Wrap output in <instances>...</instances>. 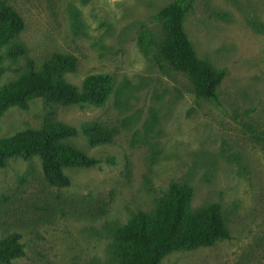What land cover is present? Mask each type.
<instances>
[{
	"label": "rangeland",
	"instance_id": "374dc122",
	"mask_svg": "<svg viewBox=\"0 0 264 264\" xmlns=\"http://www.w3.org/2000/svg\"><path fill=\"white\" fill-rule=\"evenodd\" d=\"M23 16L21 35L41 64L55 52L78 57L63 77H111L104 104L59 105L42 98L0 114V138L51 121L97 119L119 129L92 146L99 159L65 167L68 186L46 182L41 160L11 158L0 167V239L21 234L26 254L11 264H119L114 233L153 210L174 182L194 190L192 207L219 203L231 237L173 250L161 264H264V0H191L185 29L198 56L226 75L217 99L198 96L189 77L158 62L165 38L157 13L175 0H6ZM2 54L0 86L25 59Z\"/></svg>",
	"mask_w": 264,
	"mask_h": 264
},
{
	"label": "trees",
	"instance_id": "16d2710c",
	"mask_svg": "<svg viewBox=\"0 0 264 264\" xmlns=\"http://www.w3.org/2000/svg\"><path fill=\"white\" fill-rule=\"evenodd\" d=\"M191 0H175L156 15L162 21L165 38L158 45V62L185 73L195 93L206 99H217L218 88L226 72L210 61L201 59L185 29V19ZM26 22L6 0H0V51L17 60L25 59V70L14 81L0 86V114L12 106L27 109L30 101L42 98L50 103L71 105L105 103L111 86L107 74L86 78L80 90L63 72L76 71L78 57L71 53L55 52L38 64L29 55L21 35ZM0 53V78L6 72ZM119 129L114 125L92 119L80 126L64 121L47 122L39 128H25L12 136L0 138V167L11 158L30 159L38 156L48 184L63 187L71 183L65 167H90L99 162L94 156L73 146L67 140L83 134L90 145L114 141ZM194 190L189 185L172 183L169 192L151 211L136 213L114 233V253L119 264H161V259L173 250H191L210 246L231 237L227 218L219 203L192 207ZM18 232L0 239V264H11L26 254L25 244Z\"/></svg>",
	"mask_w": 264,
	"mask_h": 264
}]
</instances>
